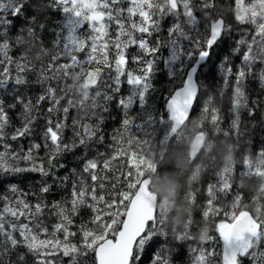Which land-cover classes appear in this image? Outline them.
Returning a JSON list of instances; mask_svg holds the SVG:
<instances>
[{
  "label": "snow or ice",
  "instance_id": "obj_1",
  "mask_svg": "<svg viewBox=\"0 0 264 264\" xmlns=\"http://www.w3.org/2000/svg\"><path fill=\"white\" fill-rule=\"evenodd\" d=\"M227 11L234 23L217 0H0V95L12 98L0 99V177L42 178L29 191L10 184L11 195H0V264H174V241L193 242L190 264H264V186L245 203L238 183L264 182V146L251 150L242 119L264 105L255 99L250 107L246 91L254 65L264 64V0H231ZM229 48L239 63L224 54ZM214 56H222L219 100L205 83L215 77ZM259 79L264 86V69ZM33 85L41 89L35 101ZM18 105L20 126L13 127L10 110ZM113 107L120 119L109 136ZM221 134L233 144L210 166V139ZM22 139L27 148L12 143ZM174 142L184 145L189 166L176 170L186 177L182 227L169 224L151 189ZM197 193L200 222L192 215Z\"/></svg>",
  "mask_w": 264,
  "mask_h": 264
},
{
  "label": "trees",
  "instance_id": "obj_2",
  "mask_svg": "<svg viewBox=\"0 0 264 264\" xmlns=\"http://www.w3.org/2000/svg\"><path fill=\"white\" fill-rule=\"evenodd\" d=\"M218 3V9L224 13L226 21L230 23H234L232 20L231 14L227 11L231 4V0H217ZM50 20L54 21L58 14L51 13V10H49ZM171 22V18L165 21V27ZM234 39L229 40L230 45H235V39L239 38V34L237 32H233ZM138 50L135 48L130 49V53L132 55L137 54ZM14 55H19V50L14 49L13 50ZM225 55H229L230 59L233 61V63H239L238 60H236V56L232 54L231 48L228 49L227 52L224 53ZM221 59H216V57H213V61L215 62L217 69L215 70V77L214 78H208L205 80V83L211 87V89L216 93L217 99L219 100V89L222 86V80L220 77V73L218 71L219 64L221 63ZM264 69V64L257 63L254 65L253 68V75L249 76L246 80V91L248 93L249 98V106L251 107V101L255 99H261L264 100V86H262L260 79H259V73L261 70ZM205 74L208 73V68L205 67L204 69ZM30 77L34 80L35 75L29 74ZM71 83V81H69ZM158 87L163 85L162 80H158ZM124 91H127V86H124ZM41 92V89L38 85H33L31 89L28 91V96H30L33 101H35L36 96H38ZM164 88L160 87V91H158L155 95L157 97H161L158 99L157 105L158 107L163 104V96ZM231 89H229L226 93V96L224 98L223 103V114H224V121L221 124V127L225 130L229 128L230 125V119H229V113L228 108L230 107V100L231 97ZM0 99H6V102H11V96H7L6 98L3 95H0ZM206 99V92L200 96L199 102L195 105L194 111L191 113V120L195 121L200 116L201 108L204 104V100ZM48 107L47 102L43 104V108L46 109ZM22 111L21 106H17L15 110H10V115L13 121V127L20 126V118L19 114ZM72 115H77L76 111L73 110ZM120 119L119 115V109H116L113 107V110L111 112V117L107 121V127L105 128V132L109 134L112 133L113 129L117 128L118 121ZM242 119L244 121V124L247 125L248 129L251 131L252 136V144H251V150L255 152L260 147L264 146V105H261L256 109V116L254 119L249 120L246 114L242 116ZM70 123V121H69ZM43 124V120H39L37 122V129H39ZM191 126V125H190ZM243 127V125H242ZM9 131H12V129H9ZM66 137H70L72 135L71 129H68L65 133ZM37 139H39L37 137ZM14 146H18L19 144H23L25 148H27L28 140L22 139L17 142H12ZM111 143V140L106 138V144L99 146L100 152H105L107 148V144ZM210 144L212 145L211 151L207 153L208 157V164L211 166L213 165L214 159H219L222 155L228 152L229 146L233 144L232 140H229L228 138L224 137L222 134L218 138H211ZM184 150L183 144H177L173 143L172 147L169 149L167 155L164 157V166L165 170L161 172L159 178L152 177L151 181V189L153 192L156 193V195L159 197L160 206H163L164 211L168 213L169 217V224L170 225H177L179 224L181 227L183 226V218L185 214L188 211V208L183 202V195L184 193L182 191V186L186 182V177L184 176H178L176 174V170L179 169L181 171L187 172L189 166L185 161L181 158L180 153ZM82 151V150H81ZM239 158V153L237 154ZM92 156H95V148H93L90 152V158ZM77 161L73 159L72 164L75 165ZM23 166V165H22ZM207 176L203 177L204 180H207ZM0 179H4L6 182L2 185H0V195H11L8 192V188L10 184H16L19 188L23 189L24 191H29L33 186L38 185V182L42 179L39 174L37 173H19L16 174L15 177H0ZM238 183L241 184L244 194L246 197H249L245 200V203H250V193L254 190V188L260 184V186H264V182H261L258 180V178H253V181H249L247 179H242L241 181H238ZM196 188H199L200 185L196 184ZM180 193V199L173 202L170 197H172L173 193ZM63 193L58 191L56 193L55 198L59 199L60 196ZM49 199H52L51 196H49ZM231 199V197H229ZM203 204V198L200 193H197V201L196 204L192 208V215L194 219L197 222H200L202 220L201 216V206ZM90 212L86 215H84V219L87 220L89 218ZM198 228L194 229V231L198 232ZM214 234V233H213ZM174 243L177 245V247L173 250L174 251V264H190V255H189V244L193 243L191 241H185V242H179L174 241ZM67 258H65V264H66ZM29 264H31L30 258H29Z\"/></svg>",
  "mask_w": 264,
  "mask_h": 264
},
{
  "label": "water",
  "instance_id": "obj_3",
  "mask_svg": "<svg viewBox=\"0 0 264 264\" xmlns=\"http://www.w3.org/2000/svg\"><path fill=\"white\" fill-rule=\"evenodd\" d=\"M153 192V191H152ZM154 194H156L155 192H153Z\"/></svg>",
  "mask_w": 264,
  "mask_h": 264
}]
</instances>
